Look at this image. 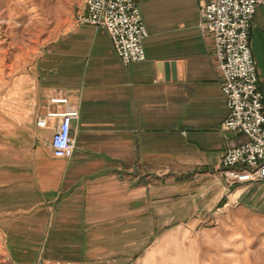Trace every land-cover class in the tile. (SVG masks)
<instances>
[{"label":"crops","instance_id":"crops-1","mask_svg":"<svg viewBox=\"0 0 264 264\" xmlns=\"http://www.w3.org/2000/svg\"><path fill=\"white\" fill-rule=\"evenodd\" d=\"M205 1L133 0L144 57L122 63L102 27L74 22L83 0H66L33 56L5 61L0 227L13 264H264V180L231 183L219 165L245 136L221 126ZM247 42L264 114V1ZM67 109L72 151L53 156L55 117L35 121Z\"/></svg>","mask_w":264,"mask_h":264},{"label":"built area","instance_id":"built-area-1","mask_svg":"<svg viewBox=\"0 0 264 264\" xmlns=\"http://www.w3.org/2000/svg\"><path fill=\"white\" fill-rule=\"evenodd\" d=\"M263 1L206 0L199 8L197 25L211 36L221 75L219 87L227 108L221 126L245 136L242 141L225 148L219 156L222 174L231 183L264 180V114L247 42L251 15L255 6ZM74 20L102 27L120 62L144 57L141 39L146 33L133 0H83V7L75 12ZM55 99L62 101V98ZM48 116L55 117L48 139L51 154H70L69 122L74 111L49 110L36 118V124L49 126Z\"/></svg>","mask_w":264,"mask_h":264},{"label":"rangeland","instance_id":"rangeland-1","mask_svg":"<svg viewBox=\"0 0 264 264\" xmlns=\"http://www.w3.org/2000/svg\"><path fill=\"white\" fill-rule=\"evenodd\" d=\"M72 8L74 20L75 12L81 10L82 6L74 4ZM68 9L69 5L66 0H0V74H5V71L9 70V67L4 66L6 60L14 61L16 58L33 56L36 50L45 43L47 23L53 13ZM4 229L6 227H0V264H13L17 251L14 249V244L2 241V238H8ZM144 230L145 228H135V233L142 235L143 231V235H146ZM153 234L154 232L151 236ZM145 239L147 238L144 236L142 241L134 243L135 253L147 245L143 242ZM12 245L14 248H11ZM110 245L113 249L118 246L119 250H126V244L113 243ZM154 261L156 264L160 262L158 258Z\"/></svg>","mask_w":264,"mask_h":264},{"label":"water","instance_id":"water-1","mask_svg":"<svg viewBox=\"0 0 264 264\" xmlns=\"http://www.w3.org/2000/svg\"><path fill=\"white\" fill-rule=\"evenodd\" d=\"M165 64V63H164Z\"/></svg>","mask_w":264,"mask_h":264}]
</instances>
